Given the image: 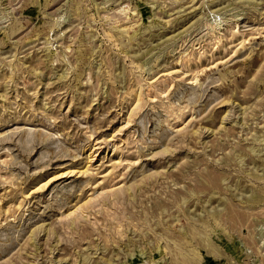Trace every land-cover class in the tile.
<instances>
[{
	"label": "rangeland",
	"instance_id": "374dc122",
	"mask_svg": "<svg viewBox=\"0 0 264 264\" xmlns=\"http://www.w3.org/2000/svg\"><path fill=\"white\" fill-rule=\"evenodd\" d=\"M0 264H264V0H0Z\"/></svg>",
	"mask_w": 264,
	"mask_h": 264
}]
</instances>
